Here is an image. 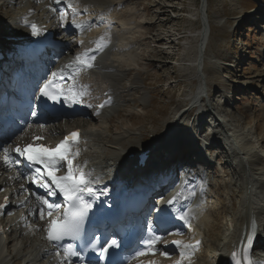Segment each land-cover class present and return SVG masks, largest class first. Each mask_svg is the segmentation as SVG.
Listing matches in <instances>:
<instances>
[{
	"label": "rangeland",
	"instance_id": "obj_1",
	"mask_svg": "<svg viewBox=\"0 0 264 264\" xmlns=\"http://www.w3.org/2000/svg\"><path fill=\"white\" fill-rule=\"evenodd\" d=\"M81 1L85 2L86 10L84 8L80 13L87 19V34L91 35L94 30L92 27L98 24L97 21H92L90 18L92 11L96 8L102 10L103 7L99 8L97 6L98 1ZM108 1L110 4L107 5L111 7L108 10L118 11L115 12L117 18H122L128 24L127 29L129 28L130 31L128 32L126 29V33L129 34L124 33L123 37H130L131 41L134 42L132 48H136V50L133 51H137L140 46L141 49L133 54L128 52L130 53L128 54L129 57L126 56L125 58L128 60L130 67L128 65L123 67L125 74H128L121 79H114L117 88L120 90L118 91L121 93L120 97L117 98V105H113L111 111L109 109L110 113L108 111L105 115L112 117V124L104 123L105 128L102 130L103 132L101 131L112 140L111 142L99 143L94 141L92 148L95 152L89 149L90 158H88V162L101 159L107 162L108 160L104 158L107 149L117 153L121 148L125 150L127 148L149 147L152 145L153 140L160 141L164 136H167L166 134H169L172 139H177L178 142L179 140L187 142L188 139H191L196 143L198 141L192 138L193 133H195L198 139L207 142L209 122L211 123V118L219 107L222 108L224 113L222 112L223 114L217 116L227 122L224 125L225 131H232L235 134V130H237L238 136L234 139L238 144L240 143L238 149V151H241L240 157H243V160H251L255 158L254 155L260 154L264 160V22H258L262 15V12L260 13L261 9L264 10V0H206V2L208 1L207 11L210 32L204 53L203 50L202 53L200 51L201 38L199 36L201 28H203L202 19L206 15L205 8L207 4L205 0ZM50 4V0H0V40L14 47L23 43L27 35L25 22L29 16L47 23L49 6L51 9ZM181 7L185 9L181 11ZM258 10L259 12H257ZM92 22L94 23L92 24ZM116 25L118 24L112 26ZM118 26L113 28L119 35L121 34V37L122 33L120 31L122 29ZM28 35L30 34L28 33ZM69 44H71L69 45L71 48H78L74 42ZM14 53L16 52H13L12 55ZM114 53L112 51L111 55L108 50H105L102 54L95 55V63H100L102 67L109 68L110 66L114 68L115 62L112 59ZM136 53L138 56L134 55ZM104 55L105 57L102 60ZM203 56L207 66L218 68V74L215 76L216 79L214 77L204 82V84L207 83L208 98L203 100L202 104L209 107L202 112L211 114L201 119V116L196 117L199 110L188 114L189 107L193 103L188 106H185V103L192 96H197L196 92L193 91L198 86L195 80L196 76H199L197 78L199 79L204 74V68L200 67L203 70L200 76L201 70L197 67L203 60ZM194 59L199 60L197 66L194 65ZM115 69L117 68L115 67ZM112 71L113 69L110 70V74H116ZM204 77L206 78V76ZM205 91L203 90L204 95ZM222 101H225L224 105L220 104ZM121 104L123 107L118 110L115 109ZM178 118V124H174ZM63 121L67 123L64 124L67 127L63 133L54 132L42 134L41 136L50 141L77 127V123H80L81 126L85 124L88 129L91 128L92 130L98 124V122L96 124L95 121H92L91 123H95V126L91 125V123H88V119L83 116L71 119L63 117L58 121L49 122L47 127L49 128L50 125H56ZM67 121L69 123L74 121L76 125L71 127ZM175 125L177 126L175 127ZM203 125L206 129L202 132L201 127ZM108 126L109 129L106 128ZM172 127H175L173 131L171 130ZM36 130L39 129L35 127L31 133H27L28 129L21 131L19 136H24V139L28 137L31 139L33 134V136H36ZM242 130L244 135L240 136L238 132H242ZM96 131H99L98 127ZM30 134L32 135L30 136ZM180 134H182V139L177 137ZM37 135L39 134L37 133ZM92 137L94 138V136ZM214 138L217 139V136H214ZM246 138L259 144H255L257 146L255 149L252 146L246 148V145L241 144V141ZM9 139L6 140V143ZM94 140L98 139L94 138ZM177 140L174 142L176 143ZM16 141L17 139L14 138L13 143L0 149V161L4 159V149L7 148L10 152ZM202 141L199 142L202 143ZM213 143L217 144L216 140H213ZM222 144L224 146L228 145L225 142H222ZM157 145L159 147L167 146L168 149L165 152L169 151V156L173 158L180 157L173 159L174 161H171V164H179L182 160L185 163L186 159L181 157L180 150L175 153V150L182 147H173L172 141L168 142L167 140L164 143L161 141ZM154 147L155 145H153ZM156 148L158 147L156 146ZM171 148L173 149L171 150ZM222 151L223 154L215 151L214 156L233 154L226 149H222ZM9 159L12 162L11 166L6 169L7 171H0V176L7 182L5 184L8 186L7 191H12L19 188V181L14 184L16 179H11L17 172L13 167L15 164L13 159L11 157ZM218 160L220 158L213 160L208 168L209 172L202 173L204 178L202 182L207 183L208 187L203 190L206 198L202 200L204 203L201 202V204H204V207L207 205L208 211L206 208V211L205 209L200 211L205 219L203 220V227L199 230L201 232L200 237L195 238L197 239L195 245L198 244V247L192 253V257L188 259L189 264H213L214 262L211 259L203 255L204 251L211 250L214 245L223 246L226 242L225 238L231 231L233 232V226L230 225L233 213V194L241 190L240 187H243L245 177H243L244 174L241 168L245 169V165H242L241 168L237 166L239 164L238 159H234V162L227 159L225 163L218 162ZM235 170L239 172L236 176H234ZM254 178L264 179V176L255 175ZM240 180H243L241 185ZM18 195L19 193L12 198H18ZM19 207L13 208L16 211L19 210ZM23 208L26 207L23 206ZM261 216H263V213H261ZM205 221L206 224H204ZM36 226L38 227L35 228ZM40 226L42 227V224L39 220L34 219V217L31 218V216L23 223L15 222L12 226V237L17 241L11 247L0 245V264H25L28 260L26 258H30L35 247L41 243V241L38 242L34 238L39 236L40 231L42 232V230L39 231ZM10 227L11 223L6 226V229L10 230ZM231 238L230 240H232ZM261 240L264 242L263 236ZM19 248L21 251L17 255L19 258H14ZM25 254H28V256H25ZM23 256L26 258L23 259ZM2 259L5 260V263H2ZM15 259L21 261L17 263ZM39 264H48V260L44 258Z\"/></svg>",
	"mask_w": 264,
	"mask_h": 264
},
{
	"label": "bare ground",
	"instance_id": "obj_2",
	"mask_svg": "<svg viewBox=\"0 0 264 264\" xmlns=\"http://www.w3.org/2000/svg\"><path fill=\"white\" fill-rule=\"evenodd\" d=\"M65 1V0H64ZM94 1H98L96 4H104V8H103V10H99L98 8H96L94 11H92V14H91V16L92 17H96V21L98 22V24L97 25H95V27H94V30L92 31V33H91V36H87L86 35V32H85V35H84V39L85 40H88V39H100L101 37H105V39H107L108 40V42H107V46L106 47H110L109 49H111V51H110V54L112 55V51H114L115 53L113 54V61L115 62V67L117 68V69H115V67L114 68H112V67H110L109 66V68L107 67H102V66H100L101 64L100 63H98L96 66H94L93 65V67H91V68H94L93 69V71H88L86 74H84V73H81L80 74V76L78 77V75L79 74H76V72H75V74H76V76H75V80H74V82L72 83V87L73 88H78L79 89V87L80 86H84L86 89H87V92H88V94L87 95H85V104L88 106L89 105V103H91V101L94 99V98H96V97H99V96H101L102 94H104L105 92H107L108 94L105 96V97H103V98H107L108 96H112V101H111V103H110V105H109V107L108 108H106V109H103L102 111H99V110H96L95 108L96 107H94L93 106V108L94 109H91V110H86V112H85V114L84 115H81V116H84L85 117V119H88V123H91L92 121H95L96 122V124H97V122H98V124L96 125L97 127H98V129H99V131H96V129H97V127L95 126V123H91V125H94L95 127V129L94 130H92L91 129V132H90V129H88V128H86L85 129V124L83 125V126H81L80 125V123H77L78 125H77V127H74V128H72V129H70V130H68L67 132H65L63 135H65V134H67V133H69V131H71V130H77V129H82V130H84V133H85V136H87L89 139H91V136H94V138H96V139H98V140H94V138L92 139L93 140V142L94 141H96V143H99V142H104V141H108V142H111V138L109 137V136H107V135H105L104 133H102L103 131V129L105 128L103 125H104V123L105 124H108V123H110V124H112V117H107V116H105L106 115V113L109 111V109H110V111H111V108L113 107V105H117V98L118 97H120V93L121 92H119L120 90L117 88V84L115 83V80L114 79H121V78H123V77H125V75L126 74H128V73H126L125 74V72H124V66H127L128 64H129V62H128V60H126V56H128V54H130V53H135L136 51H132L131 49L130 50H128V48H132L133 47V43L134 42H132L131 41V39H130V37H123V35H124V33H126V31L128 30V32L130 31L129 30V28L127 29V26H128V24L126 23V22H124L123 20H122V18L120 19V18H117V16H116V14H115V12H118V11H115V12H113L112 10H108V9H111V7L110 6H108L107 4L109 3V1L108 0H94ZM208 2V1H207ZM207 2H206V4H207ZM68 3H72V4H74L75 5V7L76 8H78L79 9V11L81 12L82 11V9H84L85 8V6H84V3L85 2H82L81 0H68V2L66 3L67 5H68ZM110 4V3H109ZM51 9H50V6H49V16H48V21L47 22H49L50 21V19L51 20H53L54 19V23H56V24H53V22H51L50 24H47V25H45V24H43V23H41L40 21H39V19H37V18H34V17H32V18H30L27 22H26V26H27V28L29 29L28 30V33L30 34V35H28V36H32V37H36V36H40L41 38H44L45 36H46V32L45 31H43L45 28H47V26H49V25H52V26H55V25H58V22H66L67 20H69L70 18H74L73 16H68L67 17V19H66V21H61L60 20V6H59V4H57L56 2H55V0H51ZM67 5H63V7H64V10H66V9H68L69 7H67ZM96 6V5H95ZM206 6V5H205ZM98 7L99 8H102V6L101 5H98ZM53 9H56V11H53ZM206 15L208 16V4H207V6H206ZM85 10H86V8H85ZM264 10L263 9H261V11H260V13L262 14V16H261V19L262 18H264V12H263ZM257 12H259V10L257 11ZM64 13H66V12H64ZM92 17H90V18H92ZM124 17V16H123ZM209 17V16H208ZM76 19H81V20H83L84 19V22L87 24L88 22L86 21V19L84 18V17H82V16H79V17H77ZM124 19V18H123ZM35 22H37L41 27V30H40V35H33V33H32V28H31V25H32V23H35ZM263 22H264V20H263ZM100 23V24H99ZM114 24H118V25H116V26H112V25H114ZM101 27V28H99V27ZM105 26H106V28L108 29V28H113V27H119L120 29H122L123 31L121 32L122 33V36H121V43H120V46L119 45H117V48L115 47H113V45H112V37H111V35H110V33H111V31H114V28L110 31V30H101L102 28H105ZM52 29V27L50 28V30ZM127 29V30H126ZM58 31H60V32H66V30H65V27L64 26H62V27H59V29L57 30V32ZM204 32H206L203 28H201V34H200V36H199V38H201V42L204 40ZM129 34V33H128ZM127 33H126V35H128ZM110 35V36H109ZM121 35V34H120ZM119 35V36H120ZM208 39V38H207ZM1 41V40H0ZM3 42V41H2ZM142 42V41H141ZM207 42V41H206ZM94 43L95 42H93L92 41V43H91V46L92 45H94ZM135 43H136V41H135ZM161 43V42H160ZM159 43V44H160ZM14 44V43H13ZM137 44V43H136ZM138 44H140V43H138ZM132 45V46H131ZM105 47V48H106ZM94 49H93V52H103L104 51V49H103V51H96V45L93 47ZM122 48H126V50H123ZM135 50H136V48H135ZM76 51V49H73V47L71 48V47H69V44H65V45H63L62 47H61V49H60V52L62 53V54H64L63 55V57L64 58H66L67 56H70V57H72L74 60H75V57H77L78 55H76L74 52ZM13 52H16V53H14V55H12V53ZM128 52H130V53H128ZM204 53V52H203ZM10 55V56H9ZM12 55V56H11ZM134 55H137V53L136 54H134ZM7 57H6V59H5V61L3 62V64H2V67H1V71H2V73H3V75H4V80L2 81V83H0V93L1 92H5V93H8V89H9V87H10V83H8V84H6V83H3L7 78H8V72H9V74L11 73V69L9 70V68L11 67V66H17V64H18V62H20V59H23V55H21V54H19L18 53V51L17 50H10L8 53H7V55H6ZM138 56V55H137ZM129 57V56H128ZM125 58V59H124ZM205 61V57L203 56V60L200 62V65H198L197 67H198V69H200V67L202 66V68H204V71H203V73H204V75L203 76H206V78H204V81H202V79H200V81H199V84L201 85V86H203L204 84V82L206 81L207 82V80L209 81L210 79H212V78H214L215 76H216V74H218V68H216V67H210V66H207L206 65V63L204 62ZM66 65H64L63 67H65ZM104 66H106V65H104ZM204 66V67H203ZM119 67V68H118ZM121 67V68H120ZM128 67H130V65H128ZM111 69H113V71L112 72H116V74H110L111 72H110V70ZM119 69V70H118ZM137 70V69H136ZM202 70V69H201ZM80 73V72H79ZM132 75V74H131ZM129 76V75H128ZM216 78V77H215ZM117 82V81H116ZM121 82V81H120ZM11 83H13L12 82V80H11ZM121 84V83H120ZM119 86V85H118ZM206 88H207V83H206ZM123 89V88H122ZM121 89V90H122ZM133 89H135V88H133ZM119 90V91H118ZM128 90V89H127ZM203 90H205V89H203ZM137 91V90H136ZM125 92V91H124ZM128 92V91H127ZM11 95V94H10ZM201 97H203V96H201ZM8 98H10V97H7V99ZM123 98V97H122ZM0 101H2V100H0ZM200 103H201V107L200 108H196L195 106H193V107H191L189 110H188V114H190V113H192V112H195V111H197V110H200V111H206L207 109H208V105H203L202 104V102H203V100H200L199 101ZM100 103V102H99ZM121 107H123L122 106V104L120 105V106H118V107H116L115 109H120ZM143 107V106H142ZM110 111H109V113H110ZM95 113L97 114V113H99L98 115H95ZM211 114V113H210ZM209 113L208 114H205V112L203 113H201V119H204L206 116H209L210 115ZM102 115V116H101ZM66 117H69V119L70 118H74V117H76V116H78V115H70V114H67V115H65ZM109 116V115H108ZM60 117H63V116H60ZM60 117H57V118H45V120H44V122L43 123H45L44 124V127H40V130H41V133H58V134H60L61 132L63 133V131H65V129H66V125H64V124H67V123H64V121L62 122V123H59V124H56V125H53L52 123V125H50L51 127H47V125L49 126V121H57V119H59ZM181 119V118H180ZM178 120H179V118L177 119V121H175L174 122V124H176L177 122H178ZM65 121H66V119H65ZM83 121V120H82ZM215 121V122H214ZM213 122L215 123V125H217V127H219V128H221V129H223L225 126H224V124L223 123H220V122H218V119L217 120H214ZM61 122V121H60ZM68 122V121H67ZM85 123H87V122H85ZM70 124V126L72 127V125H76V123H74V121L72 122V123H69L68 122V125ZM109 124V125H110ZM178 124V123H177ZM197 124H198V122H197ZM125 125V124H124ZM195 125H196V123H195ZM206 125H207V122H206ZM177 125H175V127H176ZM25 127H27V125L25 126ZM36 126H28L27 127V129H28V132L27 133H31V131H32V129H34ZM175 127H172V131H173V128H175ZM204 127H205V125H203L202 127H201V131L203 132V130H204ZM16 128H18V127H16ZM106 128H108L109 129V126L108 127H106ZM114 128V127H113ZM24 129H26V128H24ZM117 129H119V128H117ZM106 130V129H105ZM170 130V131H171ZM30 131V132H29ZM102 131V132H101ZM237 130H235V137L237 138V136H238V134H237V132H236ZM174 132H175V130H174ZM173 132V133H174ZM26 133V134H27ZM239 133V135L240 136H242L243 135V130H242V132H238ZM39 134V133H38ZM93 134V135H92ZM178 134V133H177ZM36 135H37V133H36ZM54 135V134H53ZM62 135V136H63ZM167 136H164V138H162L160 141H156V140H153L151 143H152V145L150 146V148H152V150L151 151H149V149L148 148H146V147H142V148H132V149H129V148H127V149H125V150H122V148L117 152V153H113L112 151H110V150H108L107 148V150H106V155H107V159H108V162H112L110 165H108V162H102V163H96V161L94 160V162H89V166H90V164L92 165V166H96L97 168H95V170L98 172L99 170H101L102 171V169H104L105 170V172H106V176L104 177V176H102L101 174H99L100 176H101V178H95L94 179V182H95V184L97 185L98 183H105L106 185L107 184H109V181H110V179L111 178H109V177H111V175H110V173H112L113 171H109V170H107L103 165H105L107 168H111V167H115V168H117V165H119V166H121L123 163H124V161L125 162H127L126 160H124V159H127V158H131L132 157V155H134V154H136V153H138L139 151H141V150H143V149H145V152L148 154V156H149V158H148V160L146 161V165H148V166H151V168L153 167V168H163V170H164V175H165V173L166 174H168V175H166L169 179H170V181H171V183L169 184V185H172L173 183H174V181H172L173 180V174H171V173H169V171H171V170H174L175 168H178V170H179V168L180 169H182L183 167H181L183 164H184V160H182V161H180L179 162V164H176V165H173V164H171V161H174L173 159H178V158H180L179 156H177V158H173L172 156H169L170 154V152L168 151V152H165V149H164V152H163V154H164V157L163 158H165V159H163V158H160V156H159V154L157 153V150L158 149H156L155 147L157 146V147H159V145H157L158 143L160 144V142L161 141H163V143L164 142H166V140L168 141V142H170V141H172V146L173 147H177V146H180V147H182V148H178L177 150H175V153H178L179 152V150H180V154H181V157L184 159H186V161H187V163H190L191 162V159L190 158H193V154H192V157H190L191 156V152H190V154H189V148H191V146L192 147H194L193 145L194 144H192L191 143V141L189 140V141H187V142H185V141H183V140H179V142L177 143H175L174 141H176L175 139H172L171 138V136L169 135V134H166ZM216 136H218V135H216ZM8 138H11V137H6V139L3 141V142H0V147H2L3 146V144H5L6 143V140L8 139ZM23 138V139H22ZM32 138H33V136H32ZM31 138V139H32ZM155 138H157L156 136H155ZM168 138V139H167ZM183 137L181 136L180 137V139H182ZM18 140L19 139H22V140H24V136H19L18 138H17ZM121 140V139H120ZM213 140H216V142L218 143V138L216 139V138H212V140H211V145L212 146H214L215 147V143H213ZM230 139H228V140H225V143H228V141H229ZM188 142H189V144H188ZM113 144V143H112ZM162 144V143H161ZM245 144H246V148H249V147H254V149H255V147H257L255 144H259L258 142H255V141H253V140H249L248 139V141H245ZM153 145H155V149L153 148ZM168 145V144H167ZM15 146H17V145H15ZM98 146V145H97ZM211 146V148H213ZM93 147V144H92V146H91V148L90 149H92V151H94L95 152V150H94V148H92ZM108 147V146H107ZM162 147V146H161ZM184 147H186L185 149H183ZM98 148L100 149V147L98 146ZM168 149V147L166 148V150ZM173 148H171V150H172ZM200 150H202L201 148H200ZM101 151V150H100ZM250 151V150H249ZM249 151H247V152H249ZM254 151V150H253ZM257 151V150H256ZM135 152V153H134ZM246 152V153H247ZM153 153H154V155H153ZM246 153H244V154H246ZM11 155L14 157V155H15V151L12 149L11 150ZM200 155V154H199ZM232 156H233V158L234 159H238V160H241V158H239V156H238V154L236 155L235 153H233V154H231ZM166 156H168L169 158H167ZM253 157H255L254 159H251V160H249V161H246V162H242L241 164L242 165H245V167H250L249 168V170H250V172H252V176H255V175H258V176H260V177H262V176H264V160L262 159V157H261V155L259 154V155H254ZM17 158V157H16ZM88 158H90V156H89V153L88 154H86V157H85V161L84 162H87L88 163ZM172 158V159H171ZM198 159H197V162H199V160H202V156H198L197 157ZM243 158V157H242ZM245 158V157H244ZM163 159V160H162ZM231 159V158H230ZM123 161V162H122ZM185 161V162H186ZM81 162H83V161H81ZM117 162V163H116ZM168 162V163H167ZM238 162V161H237ZM176 163V162H175ZM9 168V166L8 165H6L5 163H4V161L3 160H1L0 161V171H5L6 169H8ZM98 168H100V169H98ZM244 168V167H243ZM247 168H245V169H242L241 168V171H243V170H246ZM175 170H177V169H175ZM7 171V170H6ZM247 171H248V169H247ZM143 172V174H140V173H142ZM142 172H138V173H136V174H134V173H131V175H129V176H131L133 179H136L137 177H138V175L139 176H141V181H143L142 180V178H143V176L144 177H147L148 176V172H144V171H142ZM22 174H20L17 178H16V180H15V182H14V184L20 179V177H22L21 176ZM1 177V176H0ZM243 177H246V173L243 175ZM257 177V176H256ZM249 178H250V180L252 179L251 178V175H249ZM257 179V178H256ZM260 179V178H259ZM13 180V179H12ZM103 180V181H102ZM137 180V179H136ZM264 180V179H263ZM242 181L243 180H240V185H241V183H242ZM262 187H264V181L263 182H260V181H257ZM7 182L6 181H3V183H2V187L6 184ZM11 183V182H10ZM236 183H238V182H236ZM29 184L30 183H28V182H24L23 183V187H21V188H18V189H15V190H13V191H9V192H11V198L12 197H15L18 193H19V195L18 196H21V189L23 190V191H31L32 190V188L30 189V186H29ZM11 185V184H10ZM106 187H108V186H106ZM237 187V186H236ZM240 189L241 190H239V191H236V192H234V194H233V197H234V201H233V213H232V215H231V223H230V225L231 226H233V229L236 231V233H233L232 231H231V233H229V235L227 236V238H225L226 239V242H225V244L222 246H218V245H214L213 246V248H216L217 246H218V248H222V252H223V247H229L230 245H232L233 244V242H235V244L236 245H241L240 247H244V244H245V242L247 241V238L249 237V236H251L252 234H253V232H252V225H253V221L255 222V227H256V232H255V234H256V236H255V238L253 239V241H252V244H253V246H254V252H255V250L256 249H258L259 250V252H262L263 254L261 255L260 253H258V254H256L255 255V253L253 252V256L255 257V261H257L258 263H261V260H263L264 261V242L261 240V237L262 236H264V216H261V213H263L264 214V207H262V208H260L259 209V211H257L258 210V208L256 207V208H254L253 207V205L252 204H249L248 206H243V209L242 210H240V208H241V205H242V202H243V195H244V189H243V187H240ZM19 198V197H18ZM202 202V201H201ZM16 203V204H15ZM14 203V206L13 207H19V206H25V207H27V206H29V205H31L30 206V208L32 207V209H35L36 210V214H34V218H36V219H39V222H40V224H42V227H41V229L40 230H42V232L44 231V229H46V221H47V213L46 212H44L43 211V218H41V211L43 210L42 209V205H40V202H39V200L36 198V197H34L33 196V193H31L30 194V196L29 197H27V199L25 200V202H23V201H19L18 200V202L16 201ZM204 203V202H203ZM204 205V204H203ZM201 203H200V207H199V210L201 211V210H203V209H207V211H208V208H207V205H205L206 207H204ZM13 207H11L10 209H8L7 211H6V213L5 214H7V217H12V215H13V213L15 212V210H14V208ZM189 207V206H188ZM250 207V208H249ZM190 208V207H189ZM206 209H205V211H206ZM245 210V211H244ZM23 211H24V208H23ZM38 211H40V216L39 215H37V213H38ZM202 215V214H201ZM30 216V215H29ZM28 215H27V213H24V215H23V217L20 219V221H25L28 217H29ZM206 217V216H205ZM210 218V217H209ZM205 218L204 217H202V219H201V225H200V229H201V227H203V220H204ZM0 222L1 223H4L3 222V220H0ZM207 222H208V220H207ZM9 223H11V227H12V225H14L15 224V221H13V220H11V221H9ZM204 224H206V221H205V223ZM37 228V227H36ZM200 234H201V232H200ZM199 234V235H200ZM232 234V235H231ZM235 234V235H234ZM198 235V236H199ZM232 237V238H231ZM230 238L232 239V240H230ZM229 239V240H228ZM13 241L12 242H15L16 240L15 239H12ZM199 240V239H198ZM36 241V240H35ZM32 243H33V241H32ZM27 245V244H26ZM192 245H195V242L193 241L192 242ZM216 246V247H215ZM25 248V247H24ZM28 250V249H27ZM228 250H229V248H225L224 249V251L226 252V253H228ZM182 251H184V250H180V251H173V252H175V253H177V255H179V252H182ZM21 251H20V248L19 249H17V251H16V254L14 255V258H19V257H17V255H19V253H20ZM185 252H187V253H193V251L191 250V249H188V250H185ZM55 254L56 255H58L56 252H55V250L51 247V245H49V244H46V243H44V239L42 238V240H41V243L40 244H38L36 247H35V249H34V251H33V254H32V256L30 257V258H26L25 256L27 255L28 256V254H25V256H23V259L24 258H26V259H28V260H26L27 262H26V264H39L41 261H43L44 260V258H46V260H48V264H59V260H57V256H55ZM169 255H171V252H169L168 253ZM204 255V254H203ZM205 256V255H204ZM207 257V256H206ZM211 257H213V256H211ZM184 260H186L187 258H184V257H182ZM22 259V258H21ZM209 259V258H208ZM16 260V259H15ZM19 261H21V260H16V262H19ZM2 263H5V260L4 259H2ZM188 263H190V261H188Z\"/></svg>",
	"mask_w": 264,
	"mask_h": 264
},
{
	"label": "snow or ice",
	"instance_id": "obj_3",
	"mask_svg": "<svg viewBox=\"0 0 264 264\" xmlns=\"http://www.w3.org/2000/svg\"><path fill=\"white\" fill-rule=\"evenodd\" d=\"M57 4L61 2V0H55ZM67 3L68 0H65ZM68 7L73 9V12L76 13V7L72 3H68ZM56 11V9H53ZM67 14L64 12L60 13V20L66 21ZM73 24L75 27L84 31L85 25L83 24H76L75 23V16L73 18ZM33 35H40V30L36 24L31 25ZM104 47H106V39L105 37H101L96 42V51H103ZM95 60V55H89L88 53L83 54L82 56L75 57V61L73 65H67V68H73L76 74H79L85 68L93 67V61ZM63 73V69L61 70ZM61 73H52L53 78L59 77L63 79ZM87 89L84 86H80L79 89L76 88H69L64 90L59 84L54 83L53 81H49L48 83L44 84L41 89V95L47 97L49 100L53 101L54 103H60L61 99L66 102L70 103H80L83 96L87 95ZM110 103V101L106 102ZM91 107V105H88ZM106 104H100V108H104ZM99 113H97L98 115ZM36 140L42 139V137H35ZM79 133L74 132L70 136L66 137L55 149H49L43 147L42 145L36 146L33 144H28L25 147H16L15 152L21 156L25 157L31 164L34 165H42L43 170L40 167H37L35 171L40 174L41 176L46 175L48 180L51 182V185H54L57 189H59L60 193L63 194L65 200L69 202L68 209L63 212V215L58 217L57 219L51 220L49 227L47 229L48 233V240L52 242H59L64 240L65 238H71L73 240L78 239L84 219L87 216L88 210L92 207L90 203L84 200L82 193L87 191L89 195H94L91 187L89 184L91 181L86 177L85 173L80 169L73 168V159L79 155V152L72 151L73 143H78ZM5 156H4V163L11 166V161L9 159L8 149H4ZM61 161L67 162V175L63 177H58L56 172L58 169L56 165L59 164ZM78 173V174H77ZM46 189L50 187L48 183L43 185ZM51 195H56L55 192H51ZM194 195V193H193ZM187 199V198H185ZM176 201L175 199L169 201V204H174ZM43 203L47 205L48 209V216L52 217L54 211H59V205L49 203L47 200H44ZM3 207V205H0ZM41 218H43V210L41 211ZM179 219L184 221L185 224L191 226L190 218L187 214L180 213ZM252 232L253 235L248 237L247 242L249 244L252 243L254 239V235L256 232L255 222L253 221L252 225ZM179 235L180 233H176ZM162 240V237L153 233L150 235L146 240L142 241L143 247L140 248L133 256V259L137 257H144L146 255H156L159 251L154 246ZM173 243L182 250L191 249L193 252L197 249V245L191 244H184L181 241H173ZM118 247V242L116 240L112 241V245ZM66 255L68 257H75L78 256V253L74 250L71 244L68 245L67 248L64 249ZM107 252V248L102 249L101 254ZM165 258H169V254L166 251L160 252ZM181 256L187 259H190L189 253L182 251ZM233 258L235 259V264H242L240 258H237V254L233 253ZM246 264H252L250 258H245ZM150 264H155V261L150 262Z\"/></svg>",
	"mask_w": 264,
	"mask_h": 264
}]
</instances>
